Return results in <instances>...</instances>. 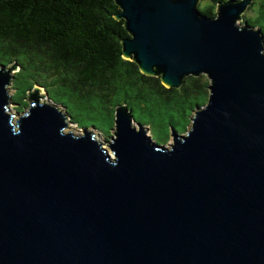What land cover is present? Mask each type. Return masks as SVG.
<instances>
[{"label": "water", "instance_id": "1", "mask_svg": "<svg viewBox=\"0 0 264 264\" xmlns=\"http://www.w3.org/2000/svg\"><path fill=\"white\" fill-rule=\"evenodd\" d=\"M121 54L166 87L204 73L207 99L168 146L115 104L112 156L63 130L17 63L0 65V264H264V42L237 22L251 0H114Z\"/></svg>", "mask_w": 264, "mask_h": 264}, {"label": "trees", "instance_id": "2", "mask_svg": "<svg viewBox=\"0 0 264 264\" xmlns=\"http://www.w3.org/2000/svg\"><path fill=\"white\" fill-rule=\"evenodd\" d=\"M215 1L199 9L211 13ZM249 5L253 12L241 18L258 27L264 42V0ZM118 8L114 0H0V65H18L9 83L17 111L27 108V88L37 85L75 126L103 134L114 126L118 102L157 142L190 125L195 106L207 99L204 73L184 76L179 87L142 74L121 54L119 40L128 33L114 16Z\"/></svg>", "mask_w": 264, "mask_h": 264}, {"label": "rangeland", "instance_id": "3", "mask_svg": "<svg viewBox=\"0 0 264 264\" xmlns=\"http://www.w3.org/2000/svg\"><path fill=\"white\" fill-rule=\"evenodd\" d=\"M203 2H205V0H199V6L200 5H203ZM214 10H215V6H213L212 7V11L214 12ZM253 12V6L251 5H249L247 8H245V10L243 11V13L242 14H246V15H250L251 13ZM241 21H243V19L241 18V16H240V18H237V21H236V23L237 22H241ZM16 69H18V67H16L15 66V68H13V69H11L10 70V72L9 73H12L13 74V72L16 70ZM35 86H37V85H35ZM34 86V87H35ZM8 90H10L9 92L12 94L13 92H14V89H12V88H9V86H8ZM37 90H42L43 91V93H41L40 95L39 94H37L38 96L36 97L37 98V100H39L40 101V98H42V100L44 101V102H47V104H54V105H56V106H58L59 108H60V111L62 112V113H64V111H65V108L64 107H61V105L58 103V104H56V103H52L51 101H49V99L47 98V93H46V90H44V88L42 87V86H37ZM9 103V105H8V108H7V112L8 113H10V114H12L13 115V118H15L17 115V113H21V112H23L25 109H27V108H25V109H22V111H17L16 110V108H15V104L14 103H12V102H8ZM65 114V113H64ZM66 118H65V121H67L68 122V124H66V126H65V128H64V131L66 130V129H69L70 131H72V133L73 134H77L78 135V133H81V126H75V123H72V121L70 120V117H68V116H65ZM133 124H135V125H137V123H136V121L134 120V123ZM188 126H189V124H188ZM188 126L186 127V128H188ZM143 128H144V133H148V134H152V133H150V130L148 129V125H146V124H144L143 125ZM113 129V127L112 128H110L109 129V133L108 134H103L102 132H98V130L97 129H95V128H93L92 126L90 127H87L86 128V130H90L91 132H94V137H96V139H97V141L99 142V145H101L103 148H105L107 151V153L110 155V156H112V150H111V148H110V145L109 144H107L103 139L104 138H109V136H110V134L112 135V134H114V132H112L111 130ZM185 130V128L182 130V132ZM182 132H180V133H182ZM152 137V136H151ZM153 138V137H152ZM172 134H170V137H169V140L168 141H166L165 143H163L165 146H168V144H169V142H171L172 141ZM153 140L154 141H156L154 138H153ZM157 142V141H156ZM157 143H161V142H157Z\"/></svg>", "mask_w": 264, "mask_h": 264}, {"label": "clouds", "instance_id": "4", "mask_svg": "<svg viewBox=\"0 0 264 264\" xmlns=\"http://www.w3.org/2000/svg\"><path fill=\"white\" fill-rule=\"evenodd\" d=\"M9 86V85H8ZM10 95H11V93H10ZM10 95H9V97H10ZM9 105V104H8ZM6 110H7V108H6Z\"/></svg>", "mask_w": 264, "mask_h": 264}, {"label": "bare ground", "instance_id": "5", "mask_svg": "<svg viewBox=\"0 0 264 264\" xmlns=\"http://www.w3.org/2000/svg\"><path fill=\"white\" fill-rule=\"evenodd\" d=\"M64 130V129H63ZM99 143V142H98ZM103 148V147H102ZM109 155V154H108Z\"/></svg>", "mask_w": 264, "mask_h": 264}]
</instances>
